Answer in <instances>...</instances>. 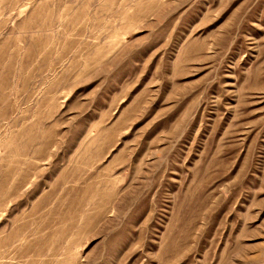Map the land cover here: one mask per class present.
Returning a JSON list of instances; mask_svg holds the SVG:
<instances>
[{
	"label": "rangeland",
	"instance_id": "1",
	"mask_svg": "<svg viewBox=\"0 0 264 264\" xmlns=\"http://www.w3.org/2000/svg\"><path fill=\"white\" fill-rule=\"evenodd\" d=\"M0 264H264V0H0Z\"/></svg>",
	"mask_w": 264,
	"mask_h": 264
}]
</instances>
